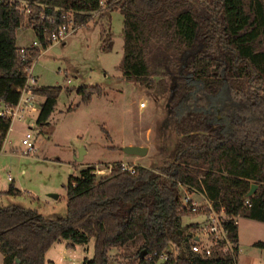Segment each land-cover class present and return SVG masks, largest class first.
I'll use <instances>...</instances> for the list:
<instances>
[{"label":"trees","instance_id":"trees-1","mask_svg":"<svg viewBox=\"0 0 264 264\" xmlns=\"http://www.w3.org/2000/svg\"><path fill=\"white\" fill-rule=\"evenodd\" d=\"M28 1L32 13L25 18L0 0V103L19 102L29 70L53 45L60 26L71 21L79 26L105 9L118 10L124 17L119 70L125 79L168 95L178 137L159 167L131 164L132 172L117 163L98 176L90 165L71 175L66 217L47 218L17 204L0 207L2 264H46L48 251L62 239L72 248L94 239L93 255L84 264H111L112 247L137 243L138 264H155L147 255L163 250L169 258L160 264H237L235 216L264 221V0ZM22 27L33 30L38 46L22 51L17 42ZM63 90L35 87L45 98L39 126L49 124ZM75 91L87 103L102 96L104 87ZM11 125L0 116L3 141ZM253 183L257 188L248 195ZM181 184L204 192L218 211L224 208L231 246L219 240L207 257L192 250L194 224H183V217L196 211L183 203ZM7 192L22 194L15 185ZM254 244L264 247V240Z\"/></svg>","mask_w":264,"mask_h":264},{"label":"rangeland","instance_id":"rangeland-1","mask_svg":"<svg viewBox=\"0 0 264 264\" xmlns=\"http://www.w3.org/2000/svg\"><path fill=\"white\" fill-rule=\"evenodd\" d=\"M123 30V15L118 10L105 9L35 61L33 74L38 77L39 85L61 86L64 90L49 125L39 126L36 122L45 99L39 94L35 95L36 111H26L23 119L12 122L9 137L0 150V207L17 204L36 208L47 218L66 217L65 185L71 175H81L90 165L95 166L100 176L124 161L139 159L142 164L156 168L169 159L178 136L175 120L169 113L168 95H155L139 82L124 80L118 67L123 57ZM36 39L32 29H18L19 45L31 46ZM103 45L112 49L105 51ZM97 84L104 87L103 95H94L90 102H82L76 88ZM67 88L74 90L67 92ZM142 101L147 106L140 110ZM29 130L33 132L36 149L25 154L22 139ZM139 140L150 146L148 152L137 155L125 151L126 142ZM82 147L87 152L80 158ZM9 175L13 180L8 179ZM11 185L21 188L23 193L9 194L6 189ZM30 190L35 197L28 194ZM200 210L208 212L205 206ZM206 217V213L195 212L184 215L183 219L192 222ZM241 228L242 249L237 255V264H264V247L254 244L264 240V221L245 219ZM194 229L199 231L200 226ZM66 243L64 239L57 241L48 258L56 264H65L72 255L79 263L84 256L93 255L94 239L78 244L75 249ZM137 244L112 247L111 264H138ZM169 249L175 253L178 250L173 242Z\"/></svg>","mask_w":264,"mask_h":264},{"label":"built area","instance_id":"built-area-1","mask_svg":"<svg viewBox=\"0 0 264 264\" xmlns=\"http://www.w3.org/2000/svg\"><path fill=\"white\" fill-rule=\"evenodd\" d=\"M12 5L15 6L16 10L20 12L25 18H28L32 13V3L28 0H8ZM44 7V5H41ZM78 26H74L72 21L68 25H62L52 34L53 44L65 40V38L73 31L77 29ZM39 42L36 39L31 46H38ZM24 48L22 51H24ZM30 78L28 79L26 85L21 89V97L19 102L16 105H6L0 103V116H6L11 119L13 122L15 119H23L24 113L36 111L35 107V95L37 94L34 89L37 86L34 77L32 76L31 69L29 70ZM141 108L146 106V102L142 101L139 103ZM33 132L29 130L25 137H23L22 142L26 146L24 149L25 154H29L31 151H35V139ZM3 140L0 137V145L3 144ZM123 167L134 172L135 169L131 164L122 163ZM106 173H110L107 171ZM8 179H12V176L9 175ZM181 189L184 190L182 194V200L189 209L193 211H200L202 208L189 194L188 187L185 184H181ZM207 217L205 221L201 224L200 230L202 232L197 233L193 237V242L191 248L196 253L202 256H209L213 253V246L219 242V240H225L228 246H231V242L227 237V229L224 226V219L228 216L224 208L221 211H218L213 207V205L207 208ZM240 216H235V223L239 222ZM203 234V235H201ZM158 256V257H156ZM169 258V252L163 250L161 253L154 251L147 255L149 261L155 262V264H160L161 262L166 261Z\"/></svg>","mask_w":264,"mask_h":264},{"label":"crops","instance_id":"crops-1","mask_svg":"<svg viewBox=\"0 0 264 264\" xmlns=\"http://www.w3.org/2000/svg\"><path fill=\"white\" fill-rule=\"evenodd\" d=\"M19 45V44H18ZM54 45V44H53ZM52 45V46H53ZM20 47H23L22 45H19ZM50 48V47H49ZM48 48V49H49ZM47 49V50H48ZM47 50H44L42 53H44L45 51H47ZM33 67H34V65L32 66V68H31V72H32V76L34 77V79H35V81H36V85L37 86H41V85H39V79H38V77L35 75V74H33ZM123 76V75H122ZM124 80L125 81H127V82H131V81H129V80H127V79H125L124 78ZM123 80V81H124ZM122 81V82H123ZM153 92H154V94L155 95H157V93L154 91V90H152ZM147 106V105H146ZM146 106L144 107V108H146ZM139 108H140V110L141 109H143V108H141L140 106H139ZM38 111H40V109L38 110ZM38 117V116H37ZM37 120V119H36ZM49 124H50V122H48ZM48 124V125H49ZM11 129V128H10ZM7 137H9V132H8V135H7ZM7 137H6V139H7ZM5 139V140H6ZM130 144H135V145H142V146H146L145 145V143H143V141H137V142H135V141H128V142H126L125 143V146H127V145H130ZM3 145V144H2ZM147 147V152H148V150H149V148H150V146H146ZM87 152V150H86V148H85V153ZM137 155H144V154H137ZM139 159H136V160H129V161H124V163H127V164H142L140 161H138ZM122 163V162H121ZM144 165V164H143ZM147 166V165H146ZM10 180H13V178L12 179H10ZM16 187V186H15ZM188 187V192H189V194L191 195V197L202 207V209H204V206L206 207V210H207V208L209 207V206H211L212 205V202L209 200V198H207V196H206V194L204 193V192H202V191H200V190H198V189H196V188H194V187H189V186H187ZM17 188H19V187H17ZM21 191H22V189L21 188H19ZM7 191H8V189H6ZM23 193V192H22ZM9 194H11V193H9ZM28 194L30 195V196H33V197H35V194L34 193H32L31 192V190H30V192H28ZM11 195H16V194H11ZM19 195H21V194H19ZM198 212H201V213H203V214H205L206 213V215H207V212L206 211H202V210H200V211H198ZM245 219H249V220H252L253 218H248V217H239V222H238V224H239V236H240V240H239V252H240V250L242 249V247H241V241H242V238H243V230H242V228H241V223H242V221L243 220H245ZM253 220H257V219H253ZM205 220H203V221H200V220H194V221H192V222H187L186 220H184L183 219V224H194L191 228H190V230H189V232H191L192 234H193V236L191 237V238H193L195 235H197V233H200L199 231H200V229H199V231L198 230H196V229H194V230H192V228L193 227H197L198 225L199 226H201V224L204 222ZM201 235H203V234H201ZM65 241H67V240H65ZM55 244V243H54ZM78 245V244H77ZM77 245L74 247V248H72V247H69V248H71V249H75L76 247H77ZM66 246L68 247V245H67V243H66ZM52 248V247H51ZM50 248V249H51ZM50 251V250H49ZM48 251V252H49ZM63 251L64 252H66L67 250L64 248L63 249ZM238 252V253H239ZM2 253V252H1ZM48 254V253H47ZM85 257V256H84ZM84 257L82 258V260H81V262L79 263V262H76V258H75V256L74 255H72L71 257H70V259L68 260V262H66L65 264H83V261H84ZM3 259H4V254L2 253V255H0V264H2L3 263ZM46 261H47V263L46 264H56L51 258H48V256L46 255Z\"/></svg>","mask_w":264,"mask_h":264},{"label":"water","instance_id":"water-1","mask_svg":"<svg viewBox=\"0 0 264 264\" xmlns=\"http://www.w3.org/2000/svg\"><path fill=\"white\" fill-rule=\"evenodd\" d=\"M125 151L128 153H134V154H145L147 152V147L146 146H142V145H135V144H130L125 146ZM85 151V148L82 147L81 148V152H80V158L83 157V153ZM257 188V184L253 183L251 185L250 190L248 191V195H252L254 194L255 190ZM57 196V195H56ZM143 253H146V250L143 251Z\"/></svg>","mask_w":264,"mask_h":264}]
</instances>
